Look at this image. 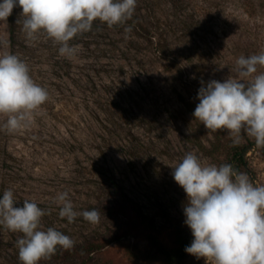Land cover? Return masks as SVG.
Here are the masks:
<instances>
[{
    "label": "rangeland",
    "instance_id": "374dc122",
    "mask_svg": "<svg viewBox=\"0 0 264 264\" xmlns=\"http://www.w3.org/2000/svg\"><path fill=\"white\" fill-rule=\"evenodd\" d=\"M13 13L15 38L10 17L0 22V39L7 42L0 54L25 61L48 100L30 126L17 132L5 129L7 117L0 116V196L11 190L18 207L25 200L37 203L45 211L42 230L61 231L74 244L110 242L88 264H128L129 250L152 253L150 226L166 248L175 229L193 239L184 224L186 193L172 167L187 153L205 164L227 162L228 130H208L192 113L202 83L239 79L236 60L264 52V0H137L140 29L129 32L96 20L91 31L69 42L77 47L71 59L44 32L28 42L22 8ZM261 73L264 67L258 66ZM218 134L222 148L216 151ZM241 137L240 145L252 144L248 169L241 172L264 186V148L246 133ZM65 191L78 213L71 223L60 218L56 202ZM92 209L100 214L97 224L80 215ZM22 237L0 225V264H21ZM191 262L211 264L195 256Z\"/></svg>",
    "mask_w": 264,
    "mask_h": 264
},
{
    "label": "clouds",
    "instance_id": "9594fccd",
    "mask_svg": "<svg viewBox=\"0 0 264 264\" xmlns=\"http://www.w3.org/2000/svg\"><path fill=\"white\" fill-rule=\"evenodd\" d=\"M136 4L137 0H0V22H7L14 8H22L27 41L44 32L60 45L59 54L71 59L77 53L69 43L74 37L91 31L96 20L109 27L125 23ZM6 46L0 39V47ZM236 65L239 79L202 83L192 115L208 130H228L233 147L240 144L243 132L254 138L257 148H264V73L257 74L258 66L264 67V52L240 56ZM47 100V90L32 79L25 61L10 52L0 54V116L7 117L5 129L29 127ZM172 176L186 193L184 224L193 237L186 253L211 264H264V186L254 185L232 164H205L193 153L172 167ZM56 202L61 205L60 218L73 222L78 213L69 193H59ZM44 215L35 202L25 200L18 207L11 190L0 196V225L23 234L17 241L21 264H39L58 247H74L61 231L42 230ZM80 215L91 224L99 223L96 209Z\"/></svg>",
    "mask_w": 264,
    "mask_h": 264
},
{
    "label": "trees",
    "instance_id": "16d2710c",
    "mask_svg": "<svg viewBox=\"0 0 264 264\" xmlns=\"http://www.w3.org/2000/svg\"><path fill=\"white\" fill-rule=\"evenodd\" d=\"M10 21L12 23V33L15 38L14 13L10 16ZM115 26L124 30L130 27L131 31L141 28V26L138 25L135 14H133L132 18L125 23ZM229 145L228 160L225 163L232 164L233 168L238 172H241L243 169H248L247 154L249 153L252 144H249L248 146H242L239 144L238 146L233 147L232 142H230ZM213 146L216 151L222 148V139L219 134L217 135L216 142ZM111 183L119 194L124 195L122 188H120L119 184L116 183L114 179L111 180ZM130 208L138 218L144 219L137 204L130 202ZM149 230L150 244L153 248L152 253L139 254L137 251L129 250L128 264H193L191 262V257L193 255L185 252V247L191 244L192 239L188 237L183 230L179 228L174 230L172 234L173 245L171 248H166L159 242L156 237L158 232L155 231V228L150 226ZM109 244L110 242H107L104 239H87L83 243L74 244V247L69 250H64L62 247H58L56 253L52 255L50 259L67 264H75L76 262L88 264L95 255L102 252Z\"/></svg>",
    "mask_w": 264,
    "mask_h": 264
}]
</instances>
